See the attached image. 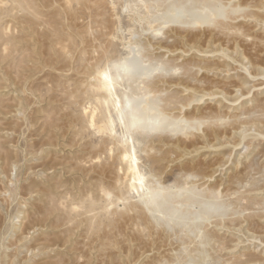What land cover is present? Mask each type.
<instances>
[{"label": "rangeland", "instance_id": "rangeland-1", "mask_svg": "<svg viewBox=\"0 0 264 264\" xmlns=\"http://www.w3.org/2000/svg\"><path fill=\"white\" fill-rule=\"evenodd\" d=\"M31 1L0 0V264H264V0H218L219 27L162 17L186 0ZM130 55L173 70L128 97L191 123L131 131L139 193L97 100V72ZM159 188L199 200L154 214Z\"/></svg>", "mask_w": 264, "mask_h": 264}, {"label": "bare ground", "instance_id": "bare-ground-1", "mask_svg": "<svg viewBox=\"0 0 264 264\" xmlns=\"http://www.w3.org/2000/svg\"><path fill=\"white\" fill-rule=\"evenodd\" d=\"M160 1L168 2L171 5H176L178 3L177 0H160ZM76 2L78 3V1ZM18 6L21 8V10H23V12L28 11L32 9V1L31 0H18ZM189 8H192V10L194 11V13L191 15H188ZM226 8H224L221 2L218 0H205V1L186 0L185 2L181 4V9L180 8L176 9L178 10L176 12L178 16H169L168 15L169 13H167L168 12L167 11L165 14H162V17H164L165 20L167 19L168 23L170 22L179 23L182 26L188 25V26L194 27L197 25L205 24V25L219 27L221 24L219 23L218 20L220 18L226 17ZM204 11L208 13L206 15H203L201 12L204 13ZM132 57L133 56L130 55L129 57H126L122 60H119L116 62H110L107 65V68L105 66L106 69L103 68L99 71L97 70L98 71L97 73H99V76H101V79H102V83L97 88V92L103 93L102 95L98 97L97 100H99V104H101L100 102L107 103L108 100L110 101L113 100L112 104L109 102V104L111 105L107 104L106 108H103L105 110H104L102 118L105 124L104 126L103 125L102 126L105 128V130L108 129V130L113 131V126L116 124V122L123 124L124 127L126 128L129 139L126 137V138H123L121 141L120 145L123 150L121 152L120 159L125 163V170L130 173L129 177L131 176L130 180L132 181L130 186L132 190L139 193L140 191L151 190V186L145 182V178L141 170L139 169V166L137 165L138 158H137V155L134 153V148L132 146L133 139H132V136H130L131 131L133 129L141 128L143 130L141 135L146 136L147 129H149V131L156 130V131H173L174 132V130L178 129L176 127L178 123H184L187 126H190L191 123H189V121H187L184 118L174 119L173 116L170 117L167 114H165L164 113L165 111L163 112L162 110H157L156 106L152 104V102L150 101L151 100L150 95L147 96L146 99L143 100L142 104L139 106L136 105V101L138 99L128 97L129 94L135 93L136 88L140 87V85H136V87H130L129 85H127L126 82L131 81L134 78V75L141 76L142 74H144V75H148L147 78H149V76H152L153 74L167 75L173 70L172 68L169 67L170 65L168 66L166 64L167 62H165V64L161 65L159 68L154 69L153 67L147 66V64L150 63V60H149L150 58L142 57L141 59H137V58H132ZM132 69H133V72H131ZM160 83H161L159 84L160 87L162 88L166 87L164 82L162 83L160 81ZM156 86L157 85H155V87ZM122 87L125 88L124 89L125 94L124 93L121 94L123 96V100L119 99V94H118L119 92L117 90L118 88L120 89ZM154 110L156 112L155 114L158 113L160 116H162L163 120L157 121L156 120L157 115H155L154 118L152 116L150 117V114ZM102 126H101V129H102ZM149 195L150 196H149L148 201L146 200L147 202L143 200L145 201L146 206L145 205L144 206L147 207V210L149 209L151 213L157 214L158 209H160L159 207L162 206L167 211L166 214L168 218H171L173 216V213H174L173 211L177 212L180 208L182 209L183 207L189 208L199 200V196L197 194L192 193L190 196L186 198L187 199L186 202H183L181 200V198H183L184 196L183 194L181 193L177 195L176 194L175 195L166 194L163 188H159L158 190L153 191V192L151 191ZM215 210H216L215 207H210V208L208 207L207 211L199 214L200 218L198 219L208 218L209 214H211ZM195 223L197 222L195 221Z\"/></svg>", "mask_w": 264, "mask_h": 264}]
</instances>
